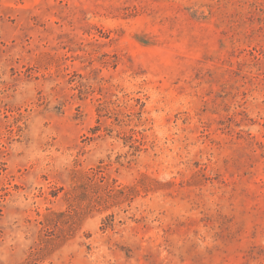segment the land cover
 Returning <instances> with one entry per match:
<instances>
[{
    "label": "rangeland",
    "instance_id": "1",
    "mask_svg": "<svg viewBox=\"0 0 264 264\" xmlns=\"http://www.w3.org/2000/svg\"><path fill=\"white\" fill-rule=\"evenodd\" d=\"M0 264H264V0H0Z\"/></svg>",
    "mask_w": 264,
    "mask_h": 264
}]
</instances>
